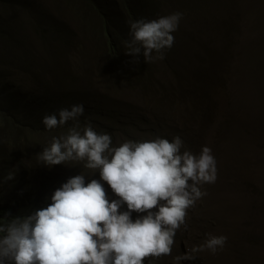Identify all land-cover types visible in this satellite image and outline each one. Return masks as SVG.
Wrapping results in <instances>:
<instances>
[{"label":"trees","instance_id":"trees-1","mask_svg":"<svg viewBox=\"0 0 264 264\" xmlns=\"http://www.w3.org/2000/svg\"><path fill=\"white\" fill-rule=\"evenodd\" d=\"M23 2V12H28L25 18L38 19V35L23 15L8 12L10 0H0V221L46 206L67 181L46 171L33 177L35 171L26 163L32 158L36 138L58 128L45 130L40 119L47 104L41 86L49 82L39 74L29 75V53L22 37L41 46L56 40L69 45L80 35L77 47L79 53L88 55V69H103L106 64V69L114 71L107 80L110 86L120 91L138 89L145 99L157 90L164 94L154 101L155 107L166 111L172 125L128 113L123 117H130L131 128L143 132L148 128L152 133L166 127L173 137L181 138L182 151L199 154L207 146L220 153L217 179L201 187L207 194L188 210L167 264H174L177 255L190 253L208 230L227 237L223 249L216 252L215 264H264V0H85L94 33L75 21L72 16L80 19V15L63 0ZM177 12L182 19L172 33L174 43L164 50V59L145 63L141 56L139 63H132L134 58L125 55L130 22ZM65 20L74 28L68 29ZM11 35L16 39L11 40ZM36 79L42 84H36ZM26 102L40 109L36 120L20 110ZM71 106L65 107L70 110ZM52 109L59 112L62 108ZM174 118L181 124L176 126L179 120ZM87 119L93 122L91 115L79 117L82 125ZM71 126L68 122L60 129L67 132ZM124 134L131 135L127 130ZM115 142L112 137V146ZM8 151H13L12 159H7ZM242 171L249 172L246 178L240 176ZM10 174L12 179H8ZM167 259L145 260L144 264H164ZM193 261L180 264H199Z\"/></svg>","mask_w":264,"mask_h":264},{"label":"clouds","instance_id":"clouds-1","mask_svg":"<svg viewBox=\"0 0 264 264\" xmlns=\"http://www.w3.org/2000/svg\"><path fill=\"white\" fill-rule=\"evenodd\" d=\"M181 19L177 12L130 22L125 55L134 58L132 63L141 56L145 63L163 60ZM83 112V105H74L46 115L45 130L68 122L72 126L54 136L36 159L47 167L82 165L90 174L69 178L46 206L0 221V264H144L166 258L188 210L207 194L201 187L215 183L216 160L209 147L199 154L182 151L179 136L125 140L114 147L109 134L97 132L91 123L81 126ZM96 173L99 179L86 183ZM105 184L116 199H109ZM226 241L208 234L190 253L177 255L174 264L194 260L199 252L214 255Z\"/></svg>","mask_w":264,"mask_h":264},{"label":"rangeland","instance_id":"rangeland-1","mask_svg":"<svg viewBox=\"0 0 264 264\" xmlns=\"http://www.w3.org/2000/svg\"><path fill=\"white\" fill-rule=\"evenodd\" d=\"M63 2L72 5L76 13L80 15V19L78 16H75L77 19L72 16L75 21H78L80 25L86 28L90 33H94L93 23L88 17L90 9L83 5L85 0H63ZM24 8L25 4L23 0H10V5L7 10L9 13H19L23 15L22 19L28 24H31L34 33L39 29V26L36 25L38 19H36V17H32L31 19L25 18V14L28 15V12L24 13ZM64 22L68 29L74 28L68 20H65ZM76 29L77 28L75 27L74 31H76ZM38 34L37 31L36 35ZM80 37V35L73 37L72 42L69 45L65 44L66 42L56 40L41 46L36 45L33 42V39L22 37V43L29 53V59L26 63L27 69H31V71L27 70L29 75H32V73L39 74L43 80L49 82V85L45 84L41 86L42 96L47 104H49V102H55L53 105H44V108H42L41 111L40 109L36 110L35 105H33L32 102L22 103L20 110L24 112L25 117H30L36 120L38 116L36 112L40 111L42 113V118H44L46 115L58 113V110L52 109L53 107L56 108L57 106L62 109H67L65 106L68 104L77 105V101L80 100V105H83L84 108L83 115L92 116L93 122L91 123L97 132L107 133L111 138H115L116 142L114 147L118 146L125 140L145 141L164 135L175 136L171 132V129L166 127H163L162 130H153L154 132L152 131V133H149L148 128L143 132L142 128L137 131L130 127V117L127 119L123 117L128 116V113H133L131 116L139 113L151 122L155 123L161 121L166 125H172V123L169 122L171 117L166 115V111L155 107L154 101H160L164 97V94L161 90H157L155 91L156 94L150 96L151 98L145 99V94L143 92L144 95L141 94V91L138 89H124L120 91L110 86V84L107 83V80L114 74V71L112 69H106V64L103 69H88L90 66L88 55L85 53H79L80 51L77 47V40ZM13 39H16L15 35H11V40ZM16 77L17 76L14 75L11 80L15 81ZM35 83L41 85L42 80L36 79ZM154 86L157 87L158 84L156 83ZM12 97L13 95L10 98ZM40 104L43 105V102H40ZM97 109H99V111H96ZM111 113H113V116H111ZM173 116L176 115L173 114ZM5 118L9 119L10 117L7 116ZM42 118L40 119L43 120ZM174 119L179 120L177 124L175 123L176 126L181 124L179 118ZM80 123L83 127L84 125H82V122ZM87 123H90L88 119ZM142 126L147 127L145 123H142ZM7 128L11 130L12 126H8ZM180 129H182V127H180ZM126 130L131 133L129 137H126L124 134ZM63 134H66L64 128H58L53 133L43 136L39 135L36 138L37 142L35 141L34 149L30 151L32 153V158L26 162L31 171H35L33 172L34 174H31L33 177L38 175V171H46L49 175L56 177L61 176L63 180H68L80 173L86 175L90 174L89 170L84 169L82 165L61 164L47 167L38 163L36 156L42 152L44 147L49 145L54 136L58 137ZM212 155L219 167L221 165L220 153L212 152ZM6 157L7 159H12L14 157L13 151H8ZM248 174L249 172L242 171L240 176L246 178ZM90 179H99L98 173L91 177H86V183L89 182ZM104 187L105 191L108 193L109 199H116L106 184ZM209 189V187L206 188V190ZM124 210H126V207L121 208V211ZM132 216L137 218L136 213H133ZM210 231L212 230H208L207 233L218 236L215 231ZM202 235L203 237L198 239V246L203 244L207 238L204 234ZM196 255L197 257L194 261L199 264H215L216 254L213 255L208 251H204L196 253ZM170 259L171 255H169V259L163 263L167 264Z\"/></svg>","mask_w":264,"mask_h":264}]
</instances>
